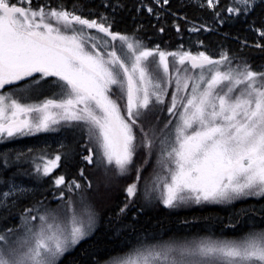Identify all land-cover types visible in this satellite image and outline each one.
I'll use <instances>...</instances> for the list:
<instances>
[{
  "label": "snow or ice",
  "instance_id": "snow-or-ice-1",
  "mask_svg": "<svg viewBox=\"0 0 264 264\" xmlns=\"http://www.w3.org/2000/svg\"><path fill=\"white\" fill-rule=\"evenodd\" d=\"M169 26L187 47L154 42ZM118 179L83 264H264V0H0V264H61ZM153 202L246 230L141 234Z\"/></svg>",
  "mask_w": 264,
  "mask_h": 264
},
{
  "label": "trees",
  "instance_id": "trees-1",
  "mask_svg": "<svg viewBox=\"0 0 264 264\" xmlns=\"http://www.w3.org/2000/svg\"><path fill=\"white\" fill-rule=\"evenodd\" d=\"M40 2V0H33V3ZM96 3H99V0H95ZM126 2L131 3V0H126ZM223 2V0H222ZM181 3V0H172L173 6H177ZM183 3L187 4L188 0H183ZM187 14L189 17L194 15H198L195 13V10L192 8L187 9ZM121 15L124 16L125 23H130L128 19L127 13H122ZM171 18H168V22L170 24ZM155 23V21H152ZM144 23L147 24L148 20L145 19ZM180 23L182 30L185 28L184 21H178ZM123 27V24L121 25ZM154 31L149 29V35L151 32ZM207 37V34H203L201 38ZM193 39H195V34H193ZM213 41L217 40V37H211ZM163 41H168L169 50L173 49L177 44L183 42L185 46H188V34L185 31L183 41L179 40L175 36V31L170 26L166 30L165 34L163 35V40L159 36L154 38V42L161 43V47H164ZM235 47V44L232 45ZM129 177L127 178V180ZM125 179H118L114 182L111 191V199L105 202H97L96 209L99 213L98 216V225L96 228L95 233L90 238L88 243H82L77 248L72 250L69 254H66L61 264H70V262L75 261L76 264H83L85 260V256L82 253V249L88 248V244L92 242H96L100 245L101 249L103 250L104 245L107 244L109 241H113L116 239V234L113 230L114 225H110L108 220L109 216L112 215L115 206L120 203L124 199V194L122 192V186L124 185ZM116 185V187H115ZM252 203L253 201H249ZM151 206V205H148ZM146 206L144 212L138 218V222L136 223V228L138 232L143 234L144 230L147 231L149 235H162L165 238L168 236L173 235L174 233L180 235H206V234H214L216 236H220L223 234L224 236H236L239 235L243 230L237 228L235 230L230 229H223L222 225L215 222V221H208L205 217L208 216H220L225 217L226 212L221 208V206H207V207H200L192 205L190 207H181L177 209H167L164 208L163 205L156 203L153 205V208H147ZM131 216V213H129ZM195 217V219H194ZM187 220L188 223H181V221ZM125 223L130 222L129 220H125ZM227 221L225 220V223ZM136 233H133V236ZM91 251V249H89Z\"/></svg>",
  "mask_w": 264,
  "mask_h": 264
},
{
  "label": "rangeland",
  "instance_id": "rangeland-1",
  "mask_svg": "<svg viewBox=\"0 0 264 264\" xmlns=\"http://www.w3.org/2000/svg\"><path fill=\"white\" fill-rule=\"evenodd\" d=\"M59 137H57L56 134H41L39 136V139L36 138H23L22 142L19 144H16L14 146L16 147H22L23 145H28V146H32L34 144H40L43 145L45 142H47L48 144L51 145V147L54 149L56 147V143L55 141L58 139ZM155 158H153L154 160ZM149 167H151V165H149ZM99 177V173L96 174V176L91 177L93 182L95 183V181L97 180V178ZM131 177H129V179L127 180L128 182H130ZM125 182V181H124ZM116 187V185H115ZM103 190V189H102ZM97 203V202H96ZM99 203V202H98ZM156 202H153L152 204H150L151 206L155 205ZM97 210V209H96ZM98 212V211H97ZM98 225V222H97Z\"/></svg>",
  "mask_w": 264,
  "mask_h": 264
},
{
  "label": "bare ground",
  "instance_id": "bare-ground-1",
  "mask_svg": "<svg viewBox=\"0 0 264 264\" xmlns=\"http://www.w3.org/2000/svg\"><path fill=\"white\" fill-rule=\"evenodd\" d=\"M147 208H153L152 206H148Z\"/></svg>",
  "mask_w": 264,
  "mask_h": 264
}]
</instances>
